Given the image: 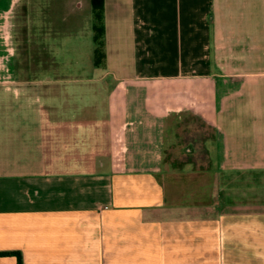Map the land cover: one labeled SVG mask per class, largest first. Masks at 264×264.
<instances>
[{
	"label": "crops",
	"instance_id": "crops-1",
	"mask_svg": "<svg viewBox=\"0 0 264 264\" xmlns=\"http://www.w3.org/2000/svg\"><path fill=\"white\" fill-rule=\"evenodd\" d=\"M96 24L103 61L54 69ZM261 62L264 0H0V264H264V195L224 197L264 176Z\"/></svg>",
	"mask_w": 264,
	"mask_h": 264
},
{
	"label": "rangeland",
	"instance_id": "rangeland-1",
	"mask_svg": "<svg viewBox=\"0 0 264 264\" xmlns=\"http://www.w3.org/2000/svg\"><path fill=\"white\" fill-rule=\"evenodd\" d=\"M62 43L63 44L54 46V51H56L57 56V64H54V69L76 72L81 70L89 71L96 67L94 65L95 41L91 35V29L85 27V29L83 28L82 30L80 28L74 32V35H71L70 38L64 40ZM25 55L22 49H19L17 52L18 64L21 65L19 68H28L29 61H27V59L23 60L24 57H26ZM261 66L264 67V62H261ZM224 81V92L236 89L237 81L235 78L227 77ZM191 120V128L182 131V134L184 142L191 141L192 145L196 148V152L190 158L181 155L179 159L181 162L187 161L188 159H195L196 167L200 169L207 165V157L202 145V140L207 136L214 135L215 132L209 126L204 125L197 115L191 116ZM213 153L214 150L212 148L210 149V154L211 159H213L212 166L215 168V162L212 156ZM262 175L263 174L259 172L247 173L243 171L224 173V197L230 198L238 194H246L251 197L254 195H264V179L262 178L264 176ZM213 189H215L217 193L221 190L218 186Z\"/></svg>",
	"mask_w": 264,
	"mask_h": 264
},
{
	"label": "trees",
	"instance_id": "trees-1",
	"mask_svg": "<svg viewBox=\"0 0 264 264\" xmlns=\"http://www.w3.org/2000/svg\"><path fill=\"white\" fill-rule=\"evenodd\" d=\"M103 2L104 0H91L92 10L96 22H99L102 19ZM102 35H103L102 26L96 24L94 26V41H95L94 62L96 65H99L104 58ZM18 264H22L19 255H18Z\"/></svg>",
	"mask_w": 264,
	"mask_h": 264
}]
</instances>
